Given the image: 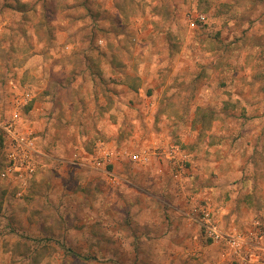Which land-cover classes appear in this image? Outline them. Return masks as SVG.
Instances as JSON below:
<instances>
[{"label":"clouds","instance_id":"clouds-1","mask_svg":"<svg viewBox=\"0 0 264 264\" xmlns=\"http://www.w3.org/2000/svg\"><path fill=\"white\" fill-rule=\"evenodd\" d=\"M21 2L31 8L28 20L20 24L24 35L13 31L10 39L5 34L0 43V81H6L0 83V129L7 133L6 145L11 139L16 141L5 153L8 158L17 160L22 169L27 164L20 177H12L11 169H7L5 182L36 180L47 186L43 198L27 205L28 212L36 210L38 219L57 232L62 242L66 238L69 246L82 244L87 238V231L74 229L76 217L79 222L99 221L100 226L105 230L111 228L120 239V250L128 264H186L191 255L204 251L198 246L208 236L225 245L229 242L224 236L233 237L231 251L237 250L236 244L241 240L255 238V232L248 228L264 224V140L258 142L255 153L244 145L225 159L223 153L207 150V141L201 144L183 128L181 120L190 121L196 106L203 109L209 96L222 119L219 101L224 97L217 82L223 80L227 83L225 90H251L249 112L257 111L259 123L264 126V93L257 94L252 85L232 78L233 69L239 65V45L230 41L218 44L208 36L219 30L250 41L253 36L264 34V0H213L209 11L200 13L194 11L193 0H188L168 16L162 11L171 7L168 0H84L83 6L81 0ZM221 5L227 8L213 20ZM49 6L56 8L55 16L46 13ZM86 9L99 11L100 18L88 19ZM153 9L161 11L156 14ZM186 13L190 15L186 17ZM77 15L84 19L75 22L71 17ZM194 16H199L208 27H189ZM93 32L95 43L108 54V59L115 53L122 61L118 70H109L107 60L89 46L87 37ZM49 33L56 38L49 40ZM70 33H75L73 43L66 39ZM170 43L179 46L171 55ZM248 51L255 55L259 49L250 47ZM86 56L96 58L102 67V71L91 76L99 97L95 101L88 88L90 69ZM181 58L183 70L177 64ZM174 64L177 72L170 71ZM201 69L206 71V78L194 83ZM113 80L122 92L114 104L111 90L117 85ZM201 85L210 87L211 92L197 94L195 89ZM133 87H162L167 94L158 97L166 116L161 124H167L169 132L179 130L188 137L183 152L173 149L169 164L159 166L164 169L162 172L155 169L156 160L163 157L152 153L150 143L133 148L136 155L132 160H127L131 152L102 151L105 145L116 143L120 133L127 136L135 120H143L142 91L134 92ZM128 100L138 102L136 113L121 107ZM30 102L32 110L25 112ZM110 108L117 109L115 116ZM110 116L116 121L114 128L108 125ZM226 127L236 125L226 122ZM32 128L38 129L42 138L32 139ZM151 130L150 120L144 121L145 136ZM193 157L215 161L219 167L194 166L187 173L181 167L178 175L173 173L172 168L179 161ZM233 157L243 162L241 172L232 164ZM109 162L113 164L111 171L106 168ZM213 172L215 177L210 175ZM185 174L188 179L180 182L178 176ZM206 184L214 190L209 191ZM129 186L147 193V197L129 195ZM225 193L231 199L226 200ZM244 195L252 198L247 214L237 211L234 205L235 198ZM204 197L207 208L200 203ZM20 204L19 200L12 202L11 207L6 204L5 213L19 212ZM64 219L73 220V225L63 224ZM201 227L206 232L201 233ZM236 229H244L247 234ZM33 257L35 264H71L72 259L62 248L54 254L50 249L44 254L33 239L0 236V264H34Z\"/></svg>","mask_w":264,"mask_h":264},{"label":"rangeland","instance_id":"rangeland-1","mask_svg":"<svg viewBox=\"0 0 264 264\" xmlns=\"http://www.w3.org/2000/svg\"><path fill=\"white\" fill-rule=\"evenodd\" d=\"M84 0H81V6H83ZM188 0H168V3L171 7H165L162 9L165 16L171 15L175 9L179 8L180 3H187ZM194 2V11L200 13L208 12L213 7V0H193ZM72 7L71 5L68 6ZM227 5H221L217 7L212 19H216L219 15L223 14ZM31 10L30 5L27 3L21 2V0H3L0 3V43L4 41L5 34H8L9 39L11 38V33L13 31H19L20 35L23 36L24 33L20 29V24L28 20L27 13ZM46 13L55 16L56 8L54 6H49L45 9ZM88 19L95 21L100 18L101 13L99 11H91L86 9ZM154 13L159 14L161 10L153 9ZM190 13H186L185 16L188 17ZM47 18V17H46ZM75 22H80L84 19L83 16L77 15L71 17ZM193 21V26L189 27H199L201 30L206 29L208 24L203 20L199 19L198 16L191 18ZM170 35V34H169ZM209 38L216 41L218 44L223 41H230L239 45L237 56L239 59V65L235 67L232 71V78L239 79L246 82L247 85H252L257 94L264 93V34L255 35L251 40L241 39V36H233L231 32L222 33L217 30L215 33L208 34ZM49 40H54L55 34L49 33ZM68 43H73L75 39V33H70L66 37ZM84 38H81L83 42ZM96 36L93 32L90 36L87 37V41L90 47L98 51V54L101 58L107 60V68L109 70H118L122 64V61L118 56L113 53L111 58L108 59V54L103 50L99 49V45L95 43ZM11 47V45H10ZM64 47H68V44H64ZM257 48L259 49L255 55L249 53L248 49ZM169 55L174 51L179 50V46L170 43L169 44ZM52 49H49L51 52ZM85 62L88 64L90 69L88 88L90 89V94L93 101L97 100L99 97L95 91V81L91 79V76L102 71L101 65L97 64L96 58L91 56H86ZM27 63V60L25 61ZM177 64L181 65L183 70V59L177 61ZM170 71L177 72L176 65L174 64ZM21 75V83H23V73ZM206 71L201 69L200 72L194 77V83H198L206 78ZM82 79V78H81ZM103 82V81H101ZM116 84V88L111 90L112 93V103H115V100L119 98L122 94L119 84L113 80ZM0 83H6V81H0ZM217 87L222 91L224 97L223 100H220L219 103L221 107L219 108V116L222 119L218 118L217 109L213 106L214 101L213 97L209 96V102L206 103L201 109L199 105L196 106L195 111L193 112L192 119L188 122L181 120L182 126L187 131L195 135V137L201 141V144L204 141L206 143V149L209 151L223 153L225 159L233 155V150H239L244 145L252 146V152L255 153L258 147V142L264 139H260V135H264V126H261L260 115L257 111L249 112V109L252 105L249 102V95H251V90L248 93H245L243 89H227V83L223 80L217 82ZM134 92L142 91V101H144L145 112L143 114V120H135L133 122L132 131L125 136L123 133H120V139L109 146V149L116 151H132L137 145L140 147H145L147 144H151V151L156 156H162V159H157L156 164L157 172H162L164 169L159 167L160 165L167 166L169 162L173 159V152L171 151L172 147H177L178 152L182 153L186 144L188 137L183 135L177 130L176 132L167 131L168 125L161 124L162 120L166 119L165 113L160 108V101L158 97H162L167 93L162 87H147L144 89L138 88ZM171 91V89H169ZM197 94L199 93H210L211 88L200 86L198 89H195ZM46 94V93H45ZM83 102V101H82ZM137 101L128 100L121 107L123 109H129L132 112H137ZM72 106L69 105V108ZM32 110V102L25 106V112ZM109 111L112 112L113 116L116 115L117 109L110 108ZM139 115V113H137ZM151 123V131L145 136L143 132L144 121H149ZM237 121L242 123L236 124ZM115 122L110 116L108 118V125L110 127H115ZM227 124H235V128L226 127ZM35 122H33L34 124ZM247 124L248 126H244ZM31 127V125H29ZM139 129V130H137ZM34 140L37 138H42V133L36 128H32L31 133L29 134ZM0 136L2 138V147L0 148V173L3 168L6 166V155H5V146L4 145V136L3 131L0 129ZM262 138V137H261ZM108 146V145H106ZM189 149L192 148L191 144H188ZM88 151V149H85ZM220 159V156L217 155V160ZM242 161L233 157L232 164L234 165L237 172H241ZM251 163V162H249ZM205 164L215 165V161L207 160H196L193 157L191 160L184 159L179 161V164L173 166L172 171L175 174H179L180 168L182 167L185 172H190L193 167L200 168ZM127 166V162L125 164ZM219 167V165H215ZM108 171L113 169V166L109 165L106 167ZM215 177L216 173L213 172L210 174ZM39 176V173H37ZM13 177V176H12ZM5 177L0 176V236L14 237L19 235L21 239L28 240L33 239L35 243L40 245L41 252L44 254L49 253L54 254L57 248H62L65 252V255L71 256V264H128L127 258L123 255L120 250V239L115 237L112 233V229L108 228L105 230L100 226L99 221H92L90 223L80 221L79 217H76V224L73 226L74 229L78 232L87 231V238L82 244L76 246H69L65 242H62L59 234L54 232L51 228L46 225V222L43 219H38V213L36 210L28 212L27 205L33 203L34 201L43 198L47 186L43 181L37 182L36 180L31 181H17L13 183L11 179H8L5 182ZM187 174L183 176H178V180L183 182L187 180ZM73 183H75L73 181ZM236 181H233L234 185ZM205 187L209 191H213L214 188L210 184H206ZM74 190V189H73ZM129 195H139L147 197V193L139 192L137 189L129 186ZM224 198L231 199L228 193H225ZM19 200L20 211H9L5 213L4 208L7 204L11 207L12 202ZM251 196L244 195L243 197L237 196L234 200V205L237 211H243L244 214H247L251 207ZM201 205L208 207L207 198H201ZM222 211H227V209H222ZM25 213H28L25 215ZM63 224L73 225V220L64 219ZM195 230V229H194ZM201 233H204L203 228L199 229ZM238 233L246 235L244 229H236ZM248 231L255 232V238L253 239H244L245 245H242V250L239 256H237L233 251H231L228 245L217 244V242L212 241L209 238H206L204 242L199 244V248L204 251L193 254L189 257L186 264H264V244L261 243V240H264V224L256 225L252 227L249 225ZM30 233H38L39 236L33 237L29 235ZM227 236V235H226ZM195 239L199 240L200 237L196 236ZM136 237L133 236V240ZM179 247V245H177ZM87 250L84 251L83 249ZM139 251V250H138ZM139 254V253H138ZM39 255V253L37 254ZM215 256V260L212 257ZM245 258L244 260L242 258ZM41 258H43L41 256ZM34 264L36 257H33ZM61 264L63 262L61 261Z\"/></svg>","mask_w":264,"mask_h":264},{"label":"built area","instance_id":"built-area-1","mask_svg":"<svg viewBox=\"0 0 264 264\" xmlns=\"http://www.w3.org/2000/svg\"><path fill=\"white\" fill-rule=\"evenodd\" d=\"M198 18H199V16H198ZM200 19V18H199ZM189 23H190V25L191 26H193V21H192V19H190L189 20ZM1 131H3L2 129H1ZM3 136H4V145H6L5 144V136H7V133H5V132H3ZM33 139V138H32ZM15 143H16V141H15V139H11L10 141H9V144L8 145H6L5 146V151H7V149H8V147H10V146H14L15 145ZM173 149H175L176 150V152H178L179 150H178V148L177 147H172V149H171V151L173 150ZM102 151H112L111 149H109V147H104L103 149H102ZM112 152H114V151H112ZM122 152H126V151H122ZM173 152V151H172ZM6 153V152H5ZM6 155V154H5ZM135 152H131V156H129L128 157V159L129 160H132V159H134V157H135ZM6 166L3 168V170L1 171V173H0V176L2 177V178H4L5 177V175H4V173H5V171L7 170V169H11V176H13V177H20L21 176V174H22V172L24 171V169H26L27 168V164L25 163L24 164V168L22 169L21 168V164L20 163H18L17 162V160H15V159H9L8 158V155H6ZM182 161V160H181ZM112 163L111 162H109L107 165H106V167L107 166H109V165H111ZM205 208H207V207H205ZM199 215L201 216V217H203V215H204V213L203 212H201V213H199ZM203 228V227H202ZM203 230H204V232H206V229L205 228H203ZM207 238H209V239H211L212 241H214V242H216V240L215 239H213V237L212 236H208ZM224 239L226 240V241H228L229 243L227 244L228 245V247H230V248H232V243H233V237H231V236H224ZM245 240L243 239V240H241L238 244H236V251H233L237 256H239V253L240 252H244V250H242V245L244 246L245 245ZM243 260L245 259L244 257L242 258Z\"/></svg>","mask_w":264,"mask_h":264},{"label":"crops","instance_id":"crops-1","mask_svg":"<svg viewBox=\"0 0 264 264\" xmlns=\"http://www.w3.org/2000/svg\"><path fill=\"white\" fill-rule=\"evenodd\" d=\"M261 137H262V138H261ZM260 139H264V135H263V134L260 135ZM105 147H109V146H106V145H105ZM252 147H253V145L251 146V148H252ZM113 151L116 152V150H113ZM127 160H129L128 157H127ZM111 166H113V164H111ZM227 236H228V235H227Z\"/></svg>","mask_w":264,"mask_h":264},{"label":"trees","instance_id":"trees-1","mask_svg":"<svg viewBox=\"0 0 264 264\" xmlns=\"http://www.w3.org/2000/svg\"><path fill=\"white\" fill-rule=\"evenodd\" d=\"M132 89L137 90L138 88L133 87ZM1 147H2V138H1V136H0V148H1Z\"/></svg>","mask_w":264,"mask_h":264}]
</instances>
